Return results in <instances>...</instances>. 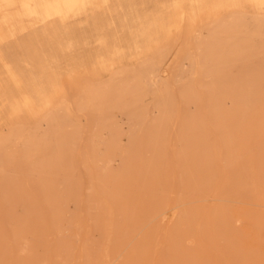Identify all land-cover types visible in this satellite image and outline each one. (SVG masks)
<instances>
[{
	"label": "rangeland",
	"instance_id": "374dc122",
	"mask_svg": "<svg viewBox=\"0 0 264 264\" xmlns=\"http://www.w3.org/2000/svg\"><path fill=\"white\" fill-rule=\"evenodd\" d=\"M234 6L2 10L0 264H264V8Z\"/></svg>",
	"mask_w": 264,
	"mask_h": 264
},
{
	"label": "bare ground",
	"instance_id": "6f19581e",
	"mask_svg": "<svg viewBox=\"0 0 264 264\" xmlns=\"http://www.w3.org/2000/svg\"><path fill=\"white\" fill-rule=\"evenodd\" d=\"M89 0H20V4L23 10L29 16H41L44 18L54 15L61 16L69 11H73L79 7H83ZM245 4H253L257 7L264 8V0H240ZM236 0H227L231 7H235L234 3H239ZM15 0H0V32L4 30L7 25V21L3 15L2 10L7 6L14 5ZM12 8V7H11ZM5 12V11H4ZM75 12V11H74ZM60 18V17H59ZM176 18L178 22H182V14L177 13ZM64 19V18H63ZM203 30H200L198 37L202 34Z\"/></svg>",
	"mask_w": 264,
	"mask_h": 264
}]
</instances>
